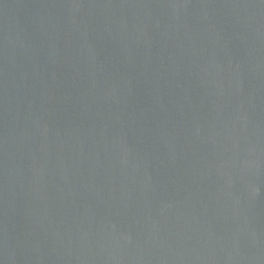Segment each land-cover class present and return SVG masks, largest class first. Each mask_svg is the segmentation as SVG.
<instances>
[{"label": "water", "instance_id": "water-1", "mask_svg": "<svg viewBox=\"0 0 264 264\" xmlns=\"http://www.w3.org/2000/svg\"><path fill=\"white\" fill-rule=\"evenodd\" d=\"M0 264H264V0H0Z\"/></svg>", "mask_w": 264, "mask_h": 264}]
</instances>
